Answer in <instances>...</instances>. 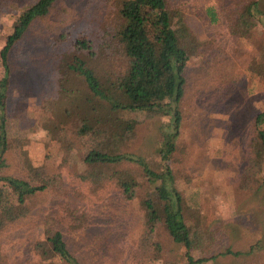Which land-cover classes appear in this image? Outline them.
<instances>
[{
  "label": "trees",
  "instance_id": "obj_1",
  "mask_svg": "<svg viewBox=\"0 0 264 264\" xmlns=\"http://www.w3.org/2000/svg\"><path fill=\"white\" fill-rule=\"evenodd\" d=\"M63 1L0 0V13L16 11L12 31L1 49L0 229L32 214L30 200L35 194L65 191L67 200L61 202L62 209L56 212L54 206L46 216L41 224L44 238L33 247L46 250L47 264H87L73 249L65 228L98 225L97 237L110 241L116 228L111 220L96 222L89 203L74 199L77 189L70 194L63 168L73 165L79 168L78 177L88 193L99 195L98 200H104V191V196L114 191L123 204H137L142 226L129 247L127 261L147 264L152 253L162 252L165 238L183 245L184 264H264V168L260 157L264 154V110L260 107L264 91L245 94L248 115L241 133L244 163L239 177L243 189L256 202L221 219L224 243L217 242L216 231L186 221L188 200L172 162L179 149L182 104L192 83L190 63L194 57L216 53L226 34L214 31L213 35L200 36L189 18L192 8L172 0H78L82 19L89 25L86 31L72 40L64 30L50 44L44 41L45 36L39 37L31 42L33 47L22 50L35 26L41 28L58 13ZM109 7L108 16L97 13ZM205 11L210 24L227 22L229 34L242 41H254L256 30L264 23L262 0H220L218 6L208 5ZM21 55L29 56L21 62ZM46 55L50 59L47 56L41 70L49 73L53 91H45V113L68 98L78 99L54 132V138L64 144V157L59 168L51 169L46 164L35 166L22 150L27 172L12 175L5 171L12 144L8 134L11 87L18 78V68L21 74L26 69L31 73L30 66L28 69L24 64ZM247 71L264 84V61L252 63ZM219 89L202 90L198 99L210 98V103H217L222 99ZM148 113L171 116V122L162 127L159 168L129 148ZM249 113H254L253 124ZM35 123H29L31 130ZM252 126L256 127L255 135L249 140ZM16 140L19 142V137ZM127 162L140 166L141 179L124 168ZM86 194L81 196L83 201ZM248 236V245L240 246L241 239ZM118 256L121 259L123 253L119 251Z\"/></svg>",
  "mask_w": 264,
  "mask_h": 264
},
{
  "label": "rangeland",
  "instance_id": "obj_2",
  "mask_svg": "<svg viewBox=\"0 0 264 264\" xmlns=\"http://www.w3.org/2000/svg\"><path fill=\"white\" fill-rule=\"evenodd\" d=\"M172 1L175 4H188L192 8L189 18L200 36L213 35L214 31L226 34V40L219 43L216 53L194 57L190 63L192 83L182 104L179 149L173 153L172 161L179 185L188 200L190 211L185 214L186 221L190 224L199 223L205 229L216 231L217 242L222 244L225 236L222 233L221 219L229 217L234 209H247L256 202V198L249 197L243 189L239 174L244 163V139L241 133L248 115L244 105L245 94L264 91V84L253 79L247 71L252 63L264 61V23L256 30L254 41H242L229 34L227 22L220 25L208 22L206 7L218 6L220 0ZM262 5L264 7V0ZM81 7L78 0H64L58 6V13L45 20L41 28L35 26L29 36L30 40L23 44L26 48L22 47V50L27 51L26 49L33 47L31 42L37 41L39 37L45 36L44 41L50 44L64 30L68 31L72 40L76 34L86 31L89 25L82 19ZM111 9L109 7L106 12L97 13L108 16ZM15 13L16 11L0 13V76L4 74L1 49L7 34L12 31ZM217 27H220L219 30H216ZM28 56L21 55L19 60L22 62ZM47 56L49 58V55L30 58L31 62L24 64L25 68L29 69L30 66L31 73H27L26 69L21 74L22 69L18 68V78L11 87L8 134L12 137V144L6 155L8 165L5 171L12 175L20 176L27 172L22 150L26 151L28 160L35 166L46 164L51 169L59 168L64 157V144L54 138V132L58 123L67 117L66 110L75 106L78 99L68 98L45 113V91H53L49 73L41 70L48 60ZM13 57L17 55L14 54ZM215 86L221 89L219 94L222 99L219 102L210 103V98L198 99L202 90L207 92ZM260 107L264 110V100L260 102ZM249 118L253 124L254 113ZM33 120L36 121L35 129L31 130L29 123H33ZM170 122L171 116H151L150 113L144 115L136 136L130 142V150L145 156L159 168L158 147L162 127ZM255 128L252 126L250 129L249 140L254 138ZM260 157L263 169L264 154ZM124 168L141 179L142 169L138 164L127 162ZM63 169L70 183V194L73 195L72 190L77 189L74 199L86 205L89 203L96 222L103 224L111 220L116 228L115 231L112 229L114 239L110 241L97 237L100 232L98 225L90 228H74L69 225V229L65 228V231L73 249L87 264H137L126 260L129 247L142 226L137 204H123L114 191H110L107 196H104L107 192L104 191L101 193L104 200H98L99 195L88 193L83 181L79 179L78 167L67 165ZM62 192L59 195L52 191L35 194L30 200L32 214L0 229V264H47L46 250L36 251L33 246L37 240L44 238L41 229L43 220L54 211V206H57L56 212H59L60 207L62 209L61 202L67 200L65 191ZM83 192H87L83 196L86 201L82 200ZM107 216L112 219H106ZM249 240L250 236L242 238L240 246L248 245ZM162 241L164 249L161 253H152L147 264H184L183 245L165 238ZM119 251L123 253L121 259ZM199 254V251L195 252L196 256ZM117 256L118 261H115Z\"/></svg>",
  "mask_w": 264,
  "mask_h": 264
}]
</instances>
